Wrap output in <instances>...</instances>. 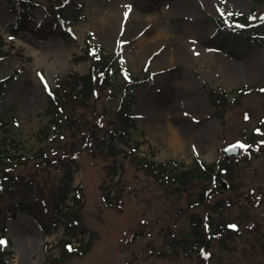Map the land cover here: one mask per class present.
<instances>
[{
    "label": "rangeland",
    "instance_id": "1",
    "mask_svg": "<svg viewBox=\"0 0 264 264\" xmlns=\"http://www.w3.org/2000/svg\"><path fill=\"white\" fill-rule=\"evenodd\" d=\"M35 1L39 4L25 23L27 29L11 37L14 14L6 0H0V37L3 49L9 51L0 56V77L18 69L3 90L0 117L9 137L18 143L16 155H25L13 172L20 181L31 179L34 184L28 194L23 195L26 187L20 183L18 191H7L0 198L4 208L16 207L27 196L30 199L29 212L0 211V235L6 241L0 251L5 264H44L49 256H55L52 264H202L197 251L184 248L194 215L203 226L204 240L208 239L207 264H264V90L258 88L264 87V22L251 29L257 17L249 19L246 30L258 33L253 41L244 32L219 30L212 21L232 11L246 13L253 6L254 14L264 16V0L258 4L257 0H68L70 6L62 15L49 8L48 0ZM79 2L83 7L77 16ZM42 6L54 20L65 21L60 34L44 24L50 16ZM34 22L44 25L34 30ZM87 34L93 45L107 53L118 49L124 66L141 78L133 87L136 99L130 109L136 126L132 139L141 141L137 155L189 164L196 154L211 163L228 144L249 142L247 156L231 159L223 185L209 203L188 205V197L198 188L178 191L174 184H161L132 157L82 148L71 164V189L60 206L67 168L65 161L57 159L79 138L80 130L64 129L62 138L59 133L49 142L45 158L29 156L46 142L38 136L47 121L44 83L51 86L56 75L70 68L87 72L89 60L76 57L83 53ZM227 59L235 64L230 66ZM248 59L253 60V73L246 67ZM203 83L225 89L230 97L236 86L253 88L224 102L217 114ZM121 91L122 77L116 74L109 87L98 89V96L90 98V106L76 107L77 113L86 119L112 110ZM154 115L157 126L151 122ZM103 117L110 127V114ZM3 133L0 126V138ZM252 134L254 142L249 141ZM210 141L213 151L206 159ZM117 145L127 149L119 141ZM53 158L57 159L49 163ZM115 158L122 164L119 200L107 206L100 185L117 178L111 181L107 172ZM78 185L80 193L75 196L73 188ZM206 219L212 229L204 228ZM73 220L80 233L71 237L72 244L89 240V247L82 255L62 258L58 242L66 223ZM217 228L218 236L212 234Z\"/></svg>",
    "mask_w": 264,
    "mask_h": 264
},
{
    "label": "trees",
    "instance_id": "2",
    "mask_svg": "<svg viewBox=\"0 0 264 264\" xmlns=\"http://www.w3.org/2000/svg\"><path fill=\"white\" fill-rule=\"evenodd\" d=\"M11 11L15 12V20L10 24L11 36L16 34L21 28L27 29L25 25L31 19V12L35 8L36 4H39L35 0H7ZM51 4L50 9L58 10L63 13L70 6L68 0H48ZM77 3V2H76ZM44 10L47 9L42 6ZM83 7L82 2H79L75 8V14L79 15V10ZM62 10V11H61ZM48 11V10H47ZM46 11V12H47ZM50 13V11H49ZM51 14V13H50ZM52 19L54 17L51 15ZM251 17V13L241 14L237 11L228 13L220 18H212L213 22L218 28H233L236 30H243L247 26L248 19ZM60 20V23L65 22L62 18H56ZM41 24H34V30H38ZM49 30L53 31V22L48 21ZM45 25V26H47ZM56 28V27H55ZM65 30V29H64ZM64 36V35H63ZM68 35H65L67 38ZM83 48L80 55L76 57L82 60H89L90 65L86 73L82 74L73 69H68L66 73L61 76H55L54 82L51 86L45 87L46 96V108L44 115L47 116V121L44 127L39 130V139L46 140L45 144L29 157L36 155L43 158L46 157V150L49 147L50 141L54 142L60 133L62 138V131L64 129H70L71 131H79V138L74 140L69 147L68 151L63 150L60 157L53 158L60 162L65 161L64 165L66 181L63 193L60 196L61 203L69 191L70 182L72 179L71 164H75V156L82 148H88L92 151L99 153H119L123 157H132L137 166L142 167L148 172L154 180L161 184H174L176 190L181 189H197L194 195L188 197V205L194 207L199 205H206L209 203L211 196L219 192V188L223 185L224 176L226 172H229V163L231 160L225 156L220 157L212 163H205L197 155H193L191 162L186 164L176 160H162L155 161L146 157H141L136 154L141 141L132 139V132L136 129L135 120L133 114L130 112L131 106L135 103V96L133 94V87L140 83L141 78L133 76L129 70L124 66L119 50L115 49L112 54L107 53L102 47L93 45L90 41L89 34L84 37ZM2 40L0 37V56L7 54L8 52L3 49ZM16 74L13 71L11 75L0 77V99L2 92L9 79ZM119 74L122 77V91L117 95L114 108L112 110H106L101 115L93 114L92 118H82L80 112L77 113L76 107L79 105L90 106V98H96L98 96V89L106 88L113 82V76ZM207 89V96L209 102L218 110L223 105L227 98V93L218 88H209L206 83H203ZM245 87H239L237 92H242ZM94 94H97L94 96ZM104 114H110L109 125L104 124ZM0 126L4 129V133L0 138V198L7 191H18V184L22 183L26 190H23V195L31 192L33 181H20V176L13 172L15 165L25 157L23 154H17L18 143L9 137V130L5 129V124L0 117ZM116 140L126 145L128 149L119 147ZM254 138H250V142H253ZM132 142V143H130ZM71 150V153H68ZM248 150V149H247ZM241 154V158L247 156L246 153ZM14 151V153H12ZM25 154V152H24ZM69 154V155H68ZM70 159H68L69 157ZM67 158V159H66ZM107 172L110 176V180L113 181V177L117 175L115 181L112 184L101 183V196L107 206H114L118 202V189L120 188V182L122 179V164L118 159H113L107 167ZM112 185L115 186L113 190ZM197 185L200 186L197 187ZM75 196L80 193V186L73 188ZM73 194V195H74ZM25 202L15 203L16 207H3L0 206V211L10 210L15 213L16 210H23L29 212L28 196L24 198ZM22 204L24 206H22ZM217 206H222L221 201H217ZM19 206V207H18ZM61 207L58 211H61ZM216 209V208H215ZM197 216H191L192 230L189 234H186L184 248L187 251H197L198 259L202 264H207L206 247L208 239L204 240L203 226L199 225ZM209 219L204 221L205 229H212L211 224H207ZM210 223V222H209ZM77 222L75 220L68 221L65 226V235L60 238L58 242L59 255L64 258L66 255H82L89 247V240L85 242H79L77 245H73L71 241L72 236H76L79 231L76 230ZM209 225V228H206ZM215 229V226L213 230ZM212 233L218 235L219 228ZM3 238V235L0 239ZM1 246V244H0ZM70 246V247H69ZM4 252L0 251V264H5L3 259ZM55 256H49L46 258L44 264H52Z\"/></svg>",
    "mask_w": 264,
    "mask_h": 264
},
{
    "label": "bare ground",
    "instance_id": "3",
    "mask_svg": "<svg viewBox=\"0 0 264 264\" xmlns=\"http://www.w3.org/2000/svg\"><path fill=\"white\" fill-rule=\"evenodd\" d=\"M112 17H113V15H110V20H112ZM109 23V22H108ZM111 29H113L114 27H110ZM226 62V61H225ZM252 62H253V60L252 59H248L247 60V62H246V67L248 68V72L249 71H251L252 73L254 72V70H253V67H252ZM227 63H229L230 64V66H232L233 64H235L233 61H230V60H228L227 59ZM228 64V65H229ZM205 104H207V103H205ZM150 116H152V115H150ZM154 119L153 120H151V122H153L154 124H156V126H157V118L155 117V115H154V117H153ZM156 128H158V127H156ZM209 135H210V133H208ZM173 141H171V143H172ZM213 145V143L210 141V142H208V144H207V146H206V151H205V153H204V157L206 158V159H209L210 157H211V155H212V151H213V149L212 148H210L211 146ZM210 146V147H209Z\"/></svg>",
    "mask_w": 264,
    "mask_h": 264
},
{
    "label": "water",
    "instance_id": "4",
    "mask_svg": "<svg viewBox=\"0 0 264 264\" xmlns=\"http://www.w3.org/2000/svg\"><path fill=\"white\" fill-rule=\"evenodd\" d=\"M225 153L227 155L237 154L238 153V147H237V145H233V146L229 147L228 149H226Z\"/></svg>",
    "mask_w": 264,
    "mask_h": 264
},
{
    "label": "snow or ice",
    "instance_id": "5",
    "mask_svg": "<svg viewBox=\"0 0 264 264\" xmlns=\"http://www.w3.org/2000/svg\"><path fill=\"white\" fill-rule=\"evenodd\" d=\"M222 2H223V0H222ZM129 9H130V5H128L127 6ZM221 11L223 12V10L221 9ZM125 16H127L128 15V13L127 12H125V14H124ZM41 79L43 80V77L41 76ZM45 87H47V83H46V81H45ZM262 90H264V89H262ZM256 131H260V129H256ZM261 143H264V141H261ZM232 227H236V225H232ZM6 241H4L3 239H0V244H3V243H5ZM70 247V246H69Z\"/></svg>",
    "mask_w": 264,
    "mask_h": 264
}]
</instances>
